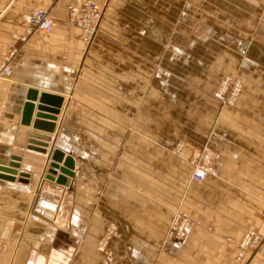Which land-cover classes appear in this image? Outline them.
<instances>
[{"label": "crops", "instance_id": "obj_1", "mask_svg": "<svg viewBox=\"0 0 264 264\" xmlns=\"http://www.w3.org/2000/svg\"><path fill=\"white\" fill-rule=\"evenodd\" d=\"M82 1L0 0V60L15 51L0 79V264H238L244 233L264 235V0H95L90 43L68 20ZM39 8L53 28L27 34ZM226 75L244 81L235 107L214 97ZM30 89L63 98L54 132L23 124ZM56 149L75 160L67 231L31 211ZM176 210L200 222L179 242Z\"/></svg>", "mask_w": 264, "mask_h": 264}, {"label": "built area", "instance_id": "obj_2", "mask_svg": "<svg viewBox=\"0 0 264 264\" xmlns=\"http://www.w3.org/2000/svg\"><path fill=\"white\" fill-rule=\"evenodd\" d=\"M105 13V6L95 0H83L79 5H73L69 8L68 20L71 24L76 25L81 30V38L90 43L99 32L100 22ZM27 34L35 31L49 32L54 25V19L47 8H39L26 16ZM15 51H12L0 60V79L8 78L12 75L11 66L12 58ZM244 89V83L241 78L226 76L223 78L216 89L214 95L223 106H236ZM184 148L182 141L177 142L173 151L181 154ZM215 153L209 147H204L193 154L191 163L194 166L192 178L197 181H204L210 174L211 164ZM66 189L55 180L46 176L39 183V192L33 204V212L40 217L53 220L55 223L62 222L64 229L70 225L68 218L69 209H66L62 200V192ZM194 224H200L199 221L192 219L187 211L176 210L173 212L172 220L168 228V237L179 242L187 238L191 227ZM68 230V229H67ZM118 233L115 225H110L105 236L101 239L100 244L105 248L112 236ZM249 252H262L264 254V235L257 229H248L242 238L237 242L236 261L238 264H245Z\"/></svg>", "mask_w": 264, "mask_h": 264}, {"label": "water", "instance_id": "obj_3", "mask_svg": "<svg viewBox=\"0 0 264 264\" xmlns=\"http://www.w3.org/2000/svg\"><path fill=\"white\" fill-rule=\"evenodd\" d=\"M27 98L29 101L24 106L23 124L30 125L33 123L34 128L54 132L56 127L55 121L57 120V115L60 113L63 98L47 92L40 94L35 89L29 90ZM38 99V105L32 102ZM35 114L36 118L33 121ZM74 168V158L70 155L65 156L63 151L56 149L52 154V160L49 162L46 177L62 185H69L71 177L74 176Z\"/></svg>", "mask_w": 264, "mask_h": 264}, {"label": "rangeland", "instance_id": "obj_4", "mask_svg": "<svg viewBox=\"0 0 264 264\" xmlns=\"http://www.w3.org/2000/svg\"><path fill=\"white\" fill-rule=\"evenodd\" d=\"M226 76H233V75H226ZM226 76H224L223 78H225ZM233 77H238V78H240L239 76H233ZM222 78V79H223ZM221 79V80H222ZM242 79V78H241ZM243 80V79H242ZM221 82V81H220ZM243 83H244V81H243ZM220 84V83H219ZM219 86V85H218ZM218 86H217V88H218ZM216 88V89H217ZM244 90V89H243ZM216 91V90H215ZM215 91H214V93H215ZM243 93V92H242ZM242 95V94H241ZM214 97H215V95H214ZM216 98V97H215ZM217 99V98H216ZM240 99V98H239ZM218 100V99H217ZM219 101V100H218ZM239 101V100H238ZM220 102V101H219ZM221 103V102H220ZM238 103V102H237ZM222 105V104H221ZM237 105V104H236ZM223 106V105H222ZM235 107V106H234ZM48 171L46 170L45 172H44V174H43V176H42V178L43 177H45L46 176V173H47ZM66 186V189L62 192V200H63V202H64V206H65V208L66 209H69V213H68V218H69V220L71 219V213H72V211H71V208L69 207V200H68V188H67V185H65ZM39 192V184H38V186H37V188H36V190H35V192H34V198H33V202H32V205H31V211L33 212V210H32V208H33V204H34V202H35V198H36V196H37V193ZM34 213V212H33ZM42 218H44V217H42ZM44 219H46V220H48L47 218H44ZM48 221H50L55 227H57L58 229H62V230H65V231H67V229L69 230L70 228H71V223H70V225H69V227L67 228V229H64V227H62L61 226V224L62 225H65V223H62V222H54L53 220H48ZM71 222V221H70ZM110 225H112V224H110ZM109 225V226H110ZM113 225H115V224H113ZM108 226V227H109ZM116 226V225H115ZM107 227V228H108ZM117 227V226H116ZM117 230H118V227H117ZM106 232V231H105ZM116 235H118V233L116 234ZM116 235H114V236H116ZM105 236V233H104V235L102 236V238ZM114 236H112L111 237V239L114 237ZM101 238V239H102ZM101 239L99 240V243H100V241H101ZM110 239V240H111ZM110 240L108 241V243H107V245L105 246V248L104 247H102L101 246V244H99V246H100V248H103V249H106L107 247H108V244H109V242H110Z\"/></svg>", "mask_w": 264, "mask_h": 264}]
</instances>
